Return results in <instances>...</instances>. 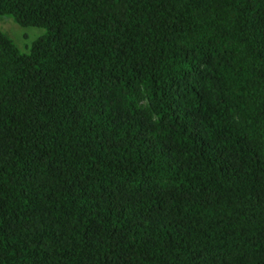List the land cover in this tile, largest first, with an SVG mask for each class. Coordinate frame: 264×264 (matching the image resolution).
I'll return each mask as SVG.
<instances>
[{
  "label": "trees",
  "instance_id": "obj_1",
  "mask_svg": "<svg viewBox=\"0 0 264 264\" xmlns=\"http://www.w3.org/2000/svg\"><path fill=\"white\" fill-rule=\"evenodd\" d=\"M0 264H264V0H0Z\"/></svg>",
  "mask_w": 264,
  "mask_h": 264
},
{
  "label": "rangeland",
  "instance_id": "obj_2",
  "mask_svg": "<svg viewBox=\"0 0 264 264\" xmlns=\"http://www.w3.org/2000/svg\"><path fill=\"white\" fill-rule=\"evenodd\" d=\"M0 32L6 35L20 53H28L30 45L44 31L34 27H19L13 23L10 17H0Z\"/></svg>",
  "mask_w": 264,
  "mask_h": 264
}]
</instances>
